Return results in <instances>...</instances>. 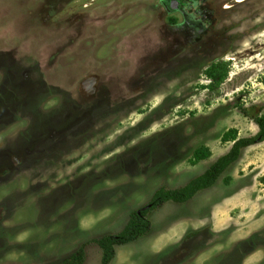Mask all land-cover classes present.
<instances>
[{
	"label": "rangeland",
	"instance_id": "obj_1",
	"mask_svg": "<svg viewBox=\"0 0 264 264\" xmlns=\"http://www.w3.org/2000/svg\"><path fill=\"white\" fill-rule=\"evenodd\" d=\"M172 1L0 0V264H101L96 239L258 133L264 0ZM148 219L112 264H264V142Z\"/></svg>",
	"mask_w": 264,
	"mask_h": 264
},
{
	"label": "trees",
	"instance_id": "obj_2",
	"mask_svg": "<svg viewBox=\"0 0 264 264\" xmlns=\"http://www.w3.org/2000/svg\"><path fill=\"white\" fill-rule=\"evenodd\" d=\"M212 69V68H211ZM217 69L209 71L210 76L218 82L222 81L225 74H217ZM258 133L251 138L237 139V131L232 129L224 134V143L233 142L231 149L218 158L202 175L191 180L185 186L178 189H159L152 197L148 205L140 210L134 211L125 225L124 229L116 235H108L96 239L94 243L102 252L101 264H112L115 257V248L133 243L145 236L151 227L148 215L166 203L184 204L192 200L199 192L207 190L215 185L218 179L233 165L240 157L241 151L247 147L264 142V115L255 118ZM210 151L207 147H200L194 151L192 163L208 159ZM85 260L84 248L65 260L63 264H83Z\"/></svg>",
	"mask_w": 264,
	"mask_h": 264
},
{
	"label": "flooded vegetation",
	"instance_id": "obj_3",
	"mask_svg": "<svg viewBox=\"0 0 264 264\" xmlns=\"http://www.w3.org/2000/svg\"><path fill=\"white\" fill-rule=\"evenodd\" d=\"M171 5L174 6V8L177 9V3L174 0L171 2Z\"/></svg>",
	"mask_w": 264,
	"mask_h": 264
}]
</instances>
